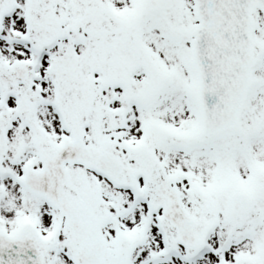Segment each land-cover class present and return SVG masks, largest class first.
<instances>
[{
    "label": "snow or ice",
    "instance_id": "1",
    "mask_svg": "<svg viewBox=\"0 0 264 264\" xmlns=\"http://www.w3.org/2000/svg\"><path fill=\"white\" fill-rule=\"evenodd\" d=\"M0 264H264V0H0Z\"/></svg>",
    "mask_w": 264,
    "mask_h": 264
}]
</instances>
